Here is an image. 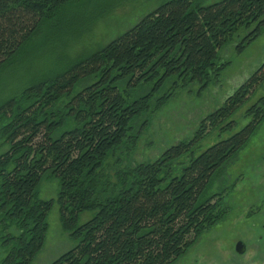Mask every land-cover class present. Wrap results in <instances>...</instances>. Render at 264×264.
Here are the masks:
<instances>
[{"label":"trees","instance_id":"1","mask_svg":"<svg viewBox=\"0 0 264 264\" xmlns=\"http://www.w3.org/2000/svg\"><path fill=\"white\" fill-rule=\"evenodd\" d=\"M0 0V70L70 2ZM264 33V0L209 6L171 0L98 52L27 86L0 108L1 264H33L58 206L72 248L49 264H176L227 216L216 175L264 122V64L195 135L154 161H126L134 124L180 88L208 87L227 70L221 53ZM246 107V108H245ZM248 120L238 130L236 116ZM211 136L218 142L196 156ZM50 181L56 196L45 198ZM93 216L82 223V215Z\"/></svg>","mask_w":264,"mask_h":264},{"label":"rangeland","instance_id":"2","mask_svg":"<svg viewBox=\"0 0 264 264\" xmlns=\"http://www.w3.org/2000/svg\"><path fill=\"white\" fill-rule=\"evenodd\" d=\"M169 1L79 0L66 4L43 25L23 51L0 70V108L19 97L27 86L98 52ZM194 1L206 7L220 0ZM244 36L221 53L223 62L230 64L220 78L205 88L199 83L180 88L166 107L137 120L134 124L137 148L128 156L123 155L125 163L127 160L154 161L171 146L191 139L202 120L220 108L264 64V33L239 52ZM245 108L236 116L240 122L238 130L249 122L242 119ZM218 140L216 136L206 139L196 156ZM55 188L50 181L43 183V196L50 198ZM223 191L226 192V218L205 233L176 264H264V122L246 147L216 175L207 196ZM92 216L82 215L81 222ZM240 242L246 246L244 254L236 250ZM72 246L55 206L49 217L46 245L33 264H49ZM6 254L0 231V264Z\"/></svg>","mask_w":264,"mask_h":264},{"label":"water","instance_id":"3","mask_svg":"<svg viewBox=\"0 0 264 264\" xmlns=\"http://www.w3.org/2000/svg\"><path fill=\"white\" fill-rule=\"evenodd\" d=\"M237 252L239 254H244L245 251H246V246L243 242H240L238 245H237V248H236Z\"/></svg>","mask_w":264,"mask_h":264}]
</instances>
